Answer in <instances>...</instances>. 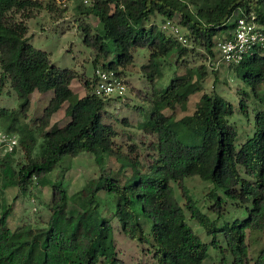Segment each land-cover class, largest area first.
<instances>
[{
	"label": "trees",
	"instance_id": "obj_1",
	"mask_svg": "<svg viewBox=\"0 0 264 264\" xmlns=\"http://www.w3.org/2000/svg\"><path fill=\"white\" fill-rule=\"evenodd\" d=\"M75 1L78 19L93 16L97 20L94 34L89 24L77 20L84 45L97 51L94 74L98 69L112 71L121 79L122 71L133 63L136 49L147 48L150 52L149 64L145 66L148 78L161 77L157 60L173 50L176 64L184 63L189 50L177 37L167 35L155 24L146 28L144 24L152 17L159 16L161 26L171 23L175 16L183 18L189 24L185 25V38L202 48L212 60L219 55L217 43L232 36L239 18L253 16L264 31V0H207L204 7L193 4V10L190 2L184 0H93L87 5ZM46 6L51 8L49 3ZM44 7V0H0V94L7 84L19 100L18 114L27 119L33 94L51 92L47 106L27 130L18 123L17 113L0 108L2 132L18 138L17 148L0 157V179L10 180L13 186L27 192L33 181L52 172L64 157L91 154L101 175L75 195L83 213H87L88 207L97 210L95 197L99 192L117 195L115 216L121 233L130 240L148 244L158 264H201L207 257L208 245L186 223L185 208L191 219L197 220L212 236L209 245L221 256L218 264H245L249 252L247 232L264 231V109L254 116V135L236 150L237 134L228 123L232 106L217 95L203 94L193 113L179 121L192 133L202 135V143L183 144L172 129V116L164 115L161 109L166 106L173 111L176 105L185 104L189 95L200 91L193 88L192 82L194 77L198 83L202 81L205 66L188 68L185 76L175 77L150 101V118L141 129L155 139L149 149L156 153L154 162L158 165L154 177L140 178L128 192L104 170L106 160L119 159L114 149L117 133L112 124L103 121L104 115L109 102L121 101L123 96L98 97L92 92L94 75L92 79L82 76L85 95L72 102V82L77 73L54 66L49 55L34 49L26 37V20ZM108 41H112L115 52L110 60ZM100 58L104 60L101 63ZM228 66L240 81L251 87L254 97L264 106V50H256L240 64ZM133 91L137 92L135 88ZM139 95L142 96L138 92ZM67 102H70L65 110L68 120L58 124L55 116ZM239 110L248 114L247 99H241ZM135 150L130 146V151ZM18 154L22 155V161H17ZM126 161L140 175L138 158ZM192 177L220 188L227 199L239 205L250 204L247 217L219 230L211 227L183 184ZM171 183L178 185L185 200L183 206L176 199ZM136 203L152 224L148 237L134 210ZM47 206L50 217L46 228L40 230L31 227L11 230L7 224L9 211L0 213V264H97L100 259L118 263L113 258V245H108L111 227L106 220L95 228L88 227L86 221L77 222L76 217L68 214V196L60 186L52 187ZM210 211L218 216L223 213L221 199L216 200ZM218 234L223 235L225 247L220 246ZM253 264H264V251Z\"/></svg>",
	"mask_w": 264,
	"mask_h": 264
},
{
	"label": "rangeland",
	"instance_id": "obj_2",
	"mask_svg": "<svg viewBox=\"0 0 264 264\" xmlns=\"http://www.w3.org/2000/svg\"><path fill=\"white\" fill-rule=\"evenodd\" d=\"M184 1L190 2L191 10H193V4L200 7L207 4V0ZM44 3L43 9L34 11L31 17L26 20V37L34 49L49 55L54 66L77 73V79L72 82V102H76L85 95L82 76L85 79L93 78L95 70L93 61L97 55L95 49L84 45L82 34L78 30L77 20L89 24L93 34L97 20L93 16L78 19L74 11L77 5L75 0H44ZM48 3L50 9L46 6ZM151 24H155L161 29V18L159 16L152 17L144 25L148 28ZM171 24L178 28L179 35L185 38L186 27L189 24H186V21L180 16H175ZM165 32L167 35H173L170 31ZM184 46L189 50L183 58L184 63L182 65L181 63L180 65L176 64L177 55L173 50L168 56L157 60L161 77L154 76V78H148L149 70L145 69V66L149 64V50L147 48L136 49L133 52V63L121 74L126 86L121 101H110L107 105L103 121L112 124L117 133V137L114 139V149L116 157L119 159L115 160V157H112L106 160L104 170L111 179L118 181L119 185L126 188L128 192L140 178L154 177L158 165L157 162H154L157 157L156 153L149 149L150 145L155 143V139L146 136L141 129L150 118L152 109L150 101L155 96H159L175 77L185 76L188 68L205 66L206 71L202 81L198 83L194 77L192 82L193 88L198 87L200 91L189 95L185 104L176 105L173 111L166 106L161 109L164 115L172 116V129L183 144L197 146L202 143V135L192 133L179 121L193 113L203 94L217 95L232 106L233 114L228 118V123L235 128L237 134L234 141L236 150H239L254 135V116L257 111L264 109V106L260 105L254 97L251 87L236 77L234 70L222 62L220 55H217L214 60L209 59L205 56L202 48L193 46L187 39ZM107 50L110 52L108 59H113L115 52L112 41L107 42ZM103 61V59H99V63ZM124 72L126 73L124 74ZM133 88L137 92L133 91ZM138 92L142 96H138ZM50 96L51 92L46 95L34 93L30 102L28 117L25 119L17 112L19 100L16 94L6 84L0 94V108L17 113L18 123L27 130L34 126V120L41 115ZM243 98L247 99V115L239 110V103ZM124 101H127L128 105H125ZM69 103H65L55 116L54 121L58 124H63L68 120L65 119V110ZM27 126L29 127L27 128ZM2 131L0 126V132ZM130 146H134L136 150L130 151ZM37 151L38 146L35 148L34 154ZM136 157L141 165L142 172L140 175L136 174L132 166L126 161L134 160ZM20 160L22 161V155L18 154L17 161ZM100 175L101 172L94 162V157L91 154L82 153L76 157H64L52 172L44 178L33 181L27 192L13 186L10 180L2 178L0 179V213L3 210L9 211L7 224L11 230L20 227H31L35 230L44 229L50 217L47 204L51 200V189L54 186H60L66 190L68 196V214L76 217L77 222L86 221L85 224L88 227L94 228L102 220H106L110 224L111 233L108 245L109 247L110 244L113 245V258L118 260V263L100 259L97 264H158L153 259L148 244H142L138 240H130L121 233L120 223L115 216V208L119 199L117 195L101 191L95 197L97 210L90 207L87 208V213H83V209L80 210L78 198L75 195L90 180ZM183 184L204 220L214 229H222L226 224L243 221L247 217L246 209H250V204L243 206L227 199L223 191L211 183L203 181L199 177H192L185 179ZM171 185L174 188L176 199L183 206L185 200L178 185L175 183H171ZM209 193H212L213 196H209ZM218 198L223 202L224 208L220 216L210 211ZM134 210L137 213L143 233L147 237L150 236L152 233L151 222L141 213L137 203L134 205ZM183 213L188 226L204 244L208 245L207 257L201 264H218L221 256L209 245L212 236L197 220L191 219V215L185 208H183ZM216 238L220 246L225 247L223 235L218 234ZM246 241L249 245V252L245 264H253L254 260L264 251V231H248ZM230 261L231 258H228V263Z\"/></svg>",
	"mask_w": 264,
	"mask_h": 264
},
{
	"label": "built area",
	"instance_id": "obj_3",
	"mask_svg": "<svg viewBox=\"0 0 264 264\" xmlns=\"http://www.w3.org/2000/svg\"><path fill=\"white\" fill-rule=\"evenodd\" d=\"M87 5L93 0H81ZM162 30L170 31L183 45L186 39L179 35L178 28L171 23L162 25ZM220 59L226 65H238L256 50H264V31L253 16L248 19L239 18L232 31V36L217 43ZM93 94L102 98H117L124 95L126 86L120 77L112 71L96 70ZM18 146V138L14 134L0 132V157L12 153Z\"/></svg>",
	"mask_w": 264,
	"mask_h": 264
},
{
	"label": "crops",
	"instance_id": "obj_4",
	"mask_svg": "<svg viewBox=\"0 0 264 264\" xmlns=\"http://www.w3.org/2000/svg\"><path fill=\"white\" fill-rule=\"evenodd\" d=\"M73 90V89H72Z\"/></svg>",
	"mask_w": 264,
	"mask_h": 264
}]
</instances>
